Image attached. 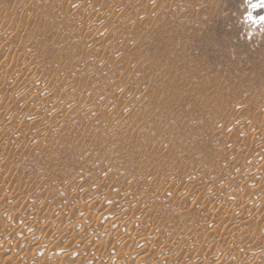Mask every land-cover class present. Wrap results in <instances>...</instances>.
<instances>
[{"label":"rangeland","instance_id":"obj_1","mask_svg":"<svg viewBox=\"0 0 264 264\" xmlns=\"http://www.w3.org/2000/svg\"><path fill=\"white\" fill-rule=\"evenodd\" d=\"M263 11L0 0V261L264 264Z\"/></svg>","mask_w":264,"mask_h":264},{"label":"bare ground","instance_id":"obj_2","mask_svg":"<svg viewBox=\"0 0 264 264\" xmlns=\"http://www.w3.org/2000/svg\"><path fill=\"white\" fill-rule=\"evenodd\" d=\"M0 15H1V13H0ZM12 64V61H9V62H7V63H4L3 65H2V68H7L8 66H10ZM109 214H111V213H109ZM94 217H95V221H97L98 223H101L102 221H103V219L105 218L104 217V213L103 212H97L95 215H94ZM107 217V216H106ZM85 221V220H84ZM79 222H81V221H79ZM92 223H93V221H91ZM90 222V223H91ZM82 223V222H81ZM98 223H96V224H98ZM104 222H102V224H103ZM85 224H86V222H85ZM36 225V224H35ZM100 225V224H99ZM110 225V224H109ZM83 226H85L84 224H83ZM82 226V227H83ZM97 226V225H96ZM106 226H107V224H106ZM104 227H105V225H104ZM84 228V227H83ZM98 228H100V227H98ZM97 228V229H98ZM92 230V229H91ZM96 230V229H95ZM38 231H39V229H38ZM37 231V232H38ZM99 231V230H98ZM106 231V230H105ZM108 232L110 231V230H107ZM28 232V231H27ZM97 232V231H96ZM116 232V231H115ZM124 233V232H123ZM68 234V233H67ZM88 234H90L89 233V231H88ZM96 235H97V233H95ZM104 234V233H103ZM102 234V235H103ZM114 234V233H113ZM125 234V233H124ZM53 235V234H52ZM74 235V234H73ZM117 235V234H116ZM121 235V234H120ZM120 235H119V237H120ZM66 236V235H65ZM76 236V235H75ZM74 236V237H75ZM91 236H92V234H91ZM109 236V235H108ZM59 237V236H58ZM96 237V236H95ZM48 238V237H47ZM92 238V237H91ZM101 238V237H100ZM99 238V239H100ZM144 238V237H143ZM52 239V238H51ZM69 239V238H68ZM113 239V238H112ZM59 240V239H58ZM61 240V239H60ZM93 243H96V242H98V240H97V238L96 239H90ZM129 240V239H128ZM141 240V239H140ZM72 241V240H71ZM91 242V243H92ZM100 242V241H99ZM73 245V244H72ZM98 245H99V243H98ZM101 245V244H100ZM63 246V245H62ZM95 246H96V244H95ZM40 247V246H39ZM53 247V246H52ZM64 247V246H63ZM76 247V246H75ZM41 248V247H40ZM43 248V247H42ZM100 248V247H99ZM55 249V248H54ZM151 249V248H150ZM33 250V249H32ZM98 250V249H97ZM101 250V249H100ZM235 250V249H234ZM89 251H91V250H89ZM149 251V250H148ZM97 252V251H96ZM152 252V251H151ZM239 252H240V250H239ZM34 253V252H33ZM32 252H31V254H33ZM35 253H36V251H35ZM93 253V252H92ZM164 253V252H163ZM232 253V252H231ZM236 254H238L237 252H235ZM67 254V253H66ZM96 254V253H95ZM98 254H100L99 252H98ZM104 254V253H103ZM107 254V253H106ZM37 255V254H36ZM42 255V254H41ZM45 255V254H44ZM59 255V254H58ZM38 256V258H39V255H37ZM36 256V257H37ZM71 256V255H70ZM101 256V255H100ZM2 257V256H1ZM21 257V256H20ZM32 257H33V255H32ZM34 257H35V255H34ZM92 257H94V259H95V255L94 256H92ZM97 257V256H96ZM106 257V256H105ZM147 257H148V255H147ZM40 258H43V256L41 257L40 256ZM39 258V259H40ZM45 258V257H44ZM67 258V257H66ZM88 258V257H87ZM3 259V258H2ZM36 259V258H35ZM104 259V258H103ZM41 261V260H40ZM62 261V260H61ZM67 261H69V260H67ZM87 261V260H86ZM90 261V260H89ZM92 261V260H91ZM154 261V260H153ZM63 262V261H62ZM70 262V261H69ZM5 263V262H4ZM44 263V262H43ZM77 263V262H76ZM87 263V262H86ZM89 263V262H88ZM0 264H3L1 261H0ZM24 264H26V263H24ZM33 264V263H32ZM41 264V263H40ZM62 264V263H61ZM124 264V263H123ZM151 264V263H150Z\"/></svg>","mask_w":264,"mask_h":264},{"label":"snow or ice","instance_id":"obj_3","mask_svg":"<svg viewBox=\"0 0 264 264\" xmlns=\"http://www.w3.org/2000/svg\"><path fill=\"white\" fill-rule=\"evenodd\" d=\"M249 5L251 8L264 7V0H257V2H252V0H249ZM248 19H250V20L253 19L251 14H249ZM260 20H261V22H264V17H261Z\"/></svg>","mask_w":264,"mask_h":264},{"label":"flooded vegetation","instance_id":"obj_4","mask_svg":"<svg viewBox=\"0 0 264 264\" xmlns=\"http://www.w3.org/2000/svg\"><path fill=\"white\" fill-rule=\"evenodd\" d=\"M260 8L263 10V7L255 8V10H256V9H260ZM263 12H264V11H263ZM263 12H261V14H255L254 16H257L258 19H260V18L262 17Z\"/></svg>","mask_w":264,"mask_h":264},{"label":"water","instance_id":"obj_5","mask_svg":"<svg viewBox=\"0 0 264 264\" xmlns=\"http://www.w3.org/2000/svg\"><path fill=\"white\" fill-rule=\"evenodd\" d=\"M263 10H264V7H263Z\"/></svg>","mask_w":264,"mask_h":264},{"label":"clouds","instance_id":"obj_6","mask_svg":"<svg viewBox=\"0 0 264 264\" xmlns=\"http://www.w3.org/2000/svg\"><path fill=\"white\" fill-rule=\"evenodd\" d=\"M250 20V19H249Z\"/></svg>","mask_w":264,"mask_h":264}]
</instances>
